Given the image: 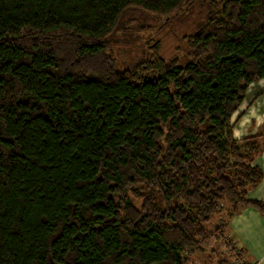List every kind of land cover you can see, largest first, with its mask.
<instances>
[{
	"label": "trees",
	"instance_id": "1",
	"mask_svg": "<svg viewBox=\"0 0 264 264\" xmlns=\"http://www.w3.org/2000/svg\"><path fill=\"white\" fill-rule=\"evenodd\" d=\"M129 14L188 21L183 57L119 68ZM262 79L264 0H0V264H185L222 208L264 214L230 123Z\"/></svg>",
	"mask_w": 264,
	"mask_h": 264
},
{
	"label": "rangeland",
	"instance_id": "2",
	"mask_svg": "<svg viewBox=\"0 0 264 264\" xmlns=\"http://www.w3.org/2000/svg\"><path fill=\"white\" fill-rule=\"evenodd\" d=\"M135 17V14H129L127 15V18L125 17L124 26L126 27L121 28V32L119 31L116 35L117 37H120L121 41L117 42L116 46L113 44V46H115L113 54L119 68L132 67L137 59L152 53L153 49L151 45L147 44V36L150 38H159L160 51L164 56V59L168 60L172 57L181 59L183 57L184 53L182 50L184 48L185 44L183 43H185V41L181 35L190 32V30L186 28L188 21L182 20L178 24L173 25L170 21L171 19L168 20L166 18H159L156 23L151 24L152 19L147 16L144 17L139 14L137 19ZM129 25L136 26L127 27ZM178 31H180L181 34L178 33ZM122 33L127 35L122 36ZM130 37L133 41L130 40ZM128 41H130V43L132 42L134 48L123 47V44H127ZM130 43L128 45H131ZM139 51L141 53H139ZM230 123L233 125V135L238 139V148L242 154L245 150V137L253 133L259 134V138L256 142L258 145L262 144V149L260 147L261 151L257 156L256 161L264 169V137H262L264 135H261L264 134V79L258 80L256 83L250 85L247 100L244 101L239 111L231 115ZM263 182L264 179L262 183ZM261 191H264L263 186L250 191L249 198L261 199ZM222 204L228 205L229 203L224 201ZM235 215L236 216L232 217V222L237 223V226H234L233 224V231H237V233H239V238L241 237L244 248L248 250L247 248L249 247L250 252L253 253L255 255L253 256L256 258L262 257L261 264H264V214H261L254 207L247 206L242 213L239 212ZM245 216L248 222H244L247 224L244 229L243 225L245 224L242 222L238 223V221H243ZM219 218H224L226 221L222 219L223 221L218 222ZM230 218L231 216H229L228 211L223 210V208L220 212H217L212 216V222L207 223L209 238L207 237L202 242L204 251L197 252L193 255H186L185 253H182L181 256L185 259V264H215V259H207L209 252L218 253V255L224 260L228 261V258H232V261L235 259V262L241 261L242 264H245L243 257L236 255L237 252L236 254L234 252L235 247L238 249L236 246L238 242L235 236H232L227 231L225 232L224 226H226V224L224 225V223L230 222ZM217 229H223L224 235L214 240V237L216 236L215 234L218 232ZM227 229H229L228 226ZM244 244L248 247L246 248Z\"/></svg>",
	"mask_w": 264,
	"mask_h": 264
},
{
	"label": "crops",
	"instance_id": "3",
	"mask_svg": "<svg viewBox=\"0 0 264 264\" xmlns=\"http://www.w3.org/2000/svg\"><path fill=\"white\" fill-rule=\"evenodd\" d=\"M263 80V79H262ZM261 186H263L264 187V182L263 183H261V185L260 186H258L257 188H260ZM253 191V190H252ZM260 198L261 199H263L264 200V191H261V193H260ZM244 209L245 208H243L241 211H240V213H242L243 211H244ZM258 215V214H257ZM234 216H236V215H234ZM234 216H231V218H230V222H226V223H224V225L226 224V226H224L225 227V232L227 231V232H229L232 236H235V238H236V240H237V242H238V244L236 245V246H238V247H241L242 249H243V251H244V254H243V256H245L246 258L245 259H247V261L248 262H250L251 264H261V262H262V257H254L255 255L253 254V253H251L250 252V249H249V247L247 246V245H245L246 246V248L248 249V250H246L245 248H244V246H243V241H242V239H241V237L239 238V233H237V231H233V224H234V226H237L236 224L237 223H235V222H232V217H234ZM222 219H224V218H222ZM222 219H218V222L220 221L221 222V220ZM212 220V217H211V219H210V221L209 222H212L211 221ZM226 221V220H225ZM209 222H207V223H209ZM217 222V223H218ZM239 222H242L243 224H245L244 222H248V220L246 219V216H245V218L243 219V221H238V223ZM252 222V221H251ZM257 222V221H256ZM207 223L205 224L206 225V229L208 230V228H207ZM227 226H228V228L229 229H227ZM244 226V229L246 228V226H247V224H245V225H243ZM243 230V229H242ZM209 238V237H208ZM215 239H217L216 237H214V240ZM214 242V241H213ZM211 251H212V249H211ZM254 255V256H253ZM210 258H212V259H215V264L216 263H218V260H224L222 257H220L219 255H218V253H216V252H209V255H208V257H207V259L209 260ZM228 258V257H227ZM206 259V260H207ZM226 259V258H225ZM228 260H229V258H228ZM217 261V262H216Z\"/></svg>",
	"mask_w": 264,
	"mask_h": 264
},
{
	"label": "built area",
	"instance_id": "4",
	"mask_svg": "<svg viewBox=\"0 0 264 264\" xmlns=\"http://www.w3.org/2000/svg\"><path fill=\"white\" fill-rule=\"evenodd\" d=\"M238 250H239V249H237V248L235 247L234 252H235V253L237 252V255H238V253H239ZM236 258H237V256H236ZM234 263H235V264H242L241 261H236V262H235V260H234Z\"/></svg>",
	"mask_w": 264,
	"mask_h": 264
}]
</instances>
